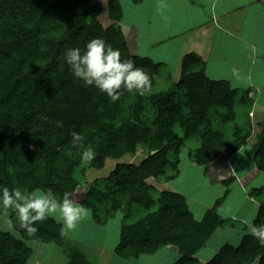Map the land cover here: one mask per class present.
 Masks as SVG:
<instances>
[{"label": "trees", "instance_id": "1", "mask_svg": "<svg viewBox=\"0 0 264 264\" xmlns=\"http://www.w3.org/2000/svg\"><path fill=\"white\" fill-rule=\"evenodd\" d=\"M68 1L0 0V18L4 22L0 33V188H18L24 194L37 188L52 189L57 198L62 199L64 192L74 196L85 183L82 188H87V192L82 205L93 210L98 224H106L120 211L125 213L117 248L123 255L153 253L173 246L180 253L173 264H264V246L248 232L239 245L225 244L207 263L197 256L213 232L219 227L225 228L226 219L219 208L230 192L217 198L198 221L183 194L161 191L140 178L142 175L147 179L153 177L162 183L177 178L180 148L188 141L197 144L188 154L205 170H210V164L220 155V151L210 150L215 148L209 141L214 132L224 138L235 134L237 146L230 151V156L246 146L255 130L250 114L256 99L250 95L251 90L234 88L227 80L209 78L205 62L194 53L183 60L178 81L173 79L175 71H170L171 84L163 88L158 85L149 93L145 109L142 101L136 102L127 91L119 101L109 103L111 100L105 93L73 76L64 54L60 59L61 67L53 69L51 77H46L43 75L45 67L39 65L42 62L31 63L28 59L36 49V43L29 40V31L44 26L49 14L56 18L57 30L67 31L64 37L55 35L56 46L65 41L69 48H78L76 35H82L87 42L89 33L81 29L86 25L88 30L94 27L101 33L99 37L113 49H121V54H126L123 52V48L127 50L125 39L117 41L111 28L101 30L91 20L93 10L88 7L89 0ZM108 9L111 19L117 22L123 19L125 11L121 0H109ZM78 17L82 20L77 23ZM116 26L118 29L119 23ZM50 31L56 30L51 27ZM55 51L54 55L60 54ZM21 52L27 58L21 56ZM163 66L151 61L153 85L164 75ZM197 78L203 80L198 82ZM124 105L131 109L127 117L122 116ZM179 109L180 119L173 121L172 110ZM142 112L160 119L158 132L148 124ZM58 123L63 127H58ZM73 131L83 136V147L74 144ZM141 143L149 151L144 162L137 166L133 161L122 160L136 154ZM89 145L95 151V158L82 162V153ZM255 148H252V157L264 176V161H261L264 157L260 155L264 133ZM23 150L25 166L15 171L11 161L17 160ZM109 160L117 162L114 170L92 181L87 179L90 169L106 171ZM248 195L259 201L261 208L256 220L264 223V184L251 188ZM10 210L18 235L0 230V264H29L34 254L29 241L37 245L52 241L64 245L65 236L60 233L62 225L55 218L38 222L35 225L38 231L28 235L16 221L14 210ZM231 226L248 231L245 222L234 220ZM66 256L68 264H92L90 256L83 251L71 249Z\"/></svg>", "mask_w": 264, "mask_h": 264}, {"label": "rangeland", "instance_id": "2", "mask_svg": "<svg viewBox=\"0 0 264 264\" xmlns=\"http://www.w3.org/2000/svg\"><path fill=\"white\" fill-rule=\"evenodd\" d=\"M132 0H121L123 7L126 9L128 8L129 3ZM70 2V0L68 1ZM108 2L109 0H89L88 7L92 8V21H95L98 26H100L104 30V28H111V33H115L116 39L119 42H122V40L125 39L127 42V50L123 48V52H125V55L121 54V60H132L134 62V65L140 68H143L151 77V61L155 62V60H162L164 58L165 53L173 54L177 47L173 45L172 40L168 41L165 39V35H167V32H157L155 34L154 32H150V36L146 35V29L147 25L146 22H144V25L138 26H131L128 22L132 19V13L129 9L124 14L123 19L126 21L127 24L124 21H115L110 18L109 16V9H108ZM69 4V3H68ZM58 11H61V8L58 9ZM47 21L45 22V25L38 29H32L29 31V40L36 43V49L32 52L33 56L28 58L31 63H35V61H41L42 63L39 64L42 67H45L44 70V76L51 77L52 70L61 67L60 59L62 58V55L65 53L66 49L69 48L67 46V42L62 41L60 42L61 45L56 46V43L54 42L55 35L59 34V38L64 37V35L67 33L65 30H57L58 22L55 20L51 14L47 17ZM76 22L78 23L79 20H82V17L76 18ZM59 21V20H58ZM94 23V26L96 25ZM119 23L118 29L117 25ZM100 24V25H99ZM4 26V22L0 18V33H2V29ZM53 27V31L51 33L50 28ZM120 27V31H119ZM140 27V30H138ZM82 32H88V41L82 39V35H76L75 41L77 43L78 48L81 49V52L86 48V44L94 39V38H100L99 36L101 33H98L94 30V27L92 29L88 30L86 25L82 26ZM144 29V32H143ZM60 32V33H59ZM99 34V35H98ZM148 34V33H147ZM10 36V35H9ZM153 40V41H152ZM33 43V44H34ZM154 44V46H151ZM35 45V44H34ZM171 48L169 51L168 49ZM57 49V50H56ZM56 50V51H55ZM121 50V49H120ZM54 51L59 52L60 54L54 55ZM122 53V52H121ZM167 53V54H168ZM21 56L24 58H27L24 53H20ZM54 57V58H53ZM57 57V58H56ZM250 59V58H249ZM171 60L170 57L167 58V62ZM53 61V64L51 62ZM175 62V60L173 61ZM255 68L254 73L252 72L250 77V82L245 83V81L238 82L236 80V76L233 75V72L230 73L227 80H229L231 86L236 87H246L250 84L258 87L259 89H263L262 84H264V60L262 63V67L259 66H253L252 69ZM162 71L164 72V75L162 77L157 78L154 85L152 86L153 89H156V86L158 88L168 87L171 82L169 81L170 71L174 73L173 79L174 81H178L182 74V65L179 67H176V65L170 64L169 66L162 67ZM179 69V70H178ZM222 76V75H221ZM226 76V74H225ZM200 77V76H199ZM223 79H226V77L222 76ZM198 82H201L203 78H197ZM150 91V92H151ZM150 92H147L144 96H140L138 94L132 93L133 100L142 101L143 109H145V104L147 102L146 98L149 95ZM249 96V95H248ZM253 98L256 99L254 102V108H252L250 116L252 117V121L254 123L255 130L253 131V134L249 137L248 143L246 142V146L243 145L238 152L232 154V157L227 158L230 156V151L234 149L237 144L235 140L236 136L233 133L232 138H229L231 134L224 138V136L221 133L214 132L210 135V145H212L215 148H211L210 150L214 153L220 151V155L210 164V170H205L204 166L197 164V161L195 158L191 157L188 153L190 152L191 147L197 146L196 143L192 141H188L185 146L180 148V164H179V176L173 180H170L167 182V187L173 191H181L187 198V202L189 203L191 209L194 211L195 216H201L203 212L208 209L209 207H212V205L215 203L217 198H220L225 193L230 192L227 196H225L220 208L221 213L226 219V225L225 230H229L228 233L225 232H218L215 235L214 240L211 242L210 246L204 250L203 253H206L208 251H211L212 247L215 245H221L223 242H225L226 239L230 240L231 243H234L236 245H239L244 238L245 234H247L248 231L245 232H236V229L231 228V221L236 220V223H242L245 222V224L248 225V223L251 222L252 216L256 213V218L259 214L258 206H255L252 204L249 208L245 207L247 203H245V192L247 191V188L258 187L259 185L264 182V176L261 173L260 169L257 166V163L253 159V149L256 150L255 146L257 143H259L260 135L264 133V89L261 90L258 94H254ZM109 103H113L110 101ZM259 103V104H258ZM257 104L259 106H257ZM127 105L123 106V114L122 116H128L129 113H131V109L126 108ZM259 108V109H258ZM142 109V110H143ZM173 112V121L180 119V109L176 112L175 110H172ZM142 116L145 117L148 120V124L156 131L158 132L159 128V121L160 119H157L158 117H154L150 113L142 112ZM262 121V122H261ZM262 123V124H261ZM260 125V127H259ZM255 132V133H254ZM230 139V140H229ZM263 151L260 153V155H263L264 157V148ZM253 151V152H252ZM252 152V153H251ZM25 151L20 152V157L17 160L11 161L12 162V168L13 170H17V168H21L25 166ZM149 154L148 148L144 143H141L139 145L138 152L134 154L133 156H126L122 160L126 162L133 161V163L137 166L140 165V163L144 162L146 160ZM261 161H264L261 159ZM116 161H108L107 164H109L106 168V171L98 170V169H90L87 173V179L92 181L93 179L103 176L106 173H110L112 170L116 167ZM112 166V167H111ZM142 175V173H141ZM140 178L146 182L149 185H155L160 190L162 189V181L155 180L153 177L146 178L140 176ZM261 179V180H260ZM85 186L84 184H81V186L77 189L76 193L74 194V198L78 203L82 204V201L84 200V195L86 194L87 188L83 190L82 187ZM244 190V195H243ZM244 204V206H242ZM219 208V209H220ZM245 208V209H244ZM155 208H152L151 210H154ZM11 210L3 208L2 205H0V230L11 232L16 235L18 233L14 230L13 227H9L7 224V220L10 219ZM121 215L123 216L124 213L120 211L118 213V218L120 219ZM238 216H243L242 222H239L237 220ZM56 220L58 217H53ZM112 220L110 221L111 224L108 223V229L115 226L117 223V216L115 215ZM264 219V218H263ZM262 219V220H263ZM119 223V220H118ZM253 224H260V220L254 219L252 221ZM62 225V224H61ZM242 226V224H240ZM240 226V227H241ZM100 226L96 225L93 226V224L85 222H79L77 224V227L74 231H70L68 235L65 236L64 245H63V251H65L67 254L70 252L71 249L73 250H79L84 252H89L94 250L96 248V244H91L92 242L99 243L100 241H106L108 238L106 232L102 231V229H98ZM102 228V227H101ZM105 229V228H104ZM219 231V230H218ZM243 236L242 239H240V235ZM243 234V235H242ZM54 241L45 243L43 245H37L35 244V241H29L28 244L30 247L34 249V254L32 258L29 261V264H48L41 263V257L43 252H47L50 249V246L53 244ZM62 246V245H61ZM45 256V255H44ZM68 258V256H66ZM43 259V258H42ZM46 259V258H45ZM144 259H150L148 257ZM156 264H163L162 259H158L156 256L155 258ZM69 260V258H68ZM90 261L92 264H94V257L90 256ZM53 264V263H50ZM56 264V263H54ZM61 264V263H60ZM63 264V263H62ZM68 264V263H67Z\"/></svg>", "mask_w": 264, "mask_h": 264}, {"label": "crops", "instance_id": "3", "mask_svg": "<svg viewBox=\"0 0 264 264\" xmlns=\"http://www.w3.org/2000/svg\"><path fill=\"white\" fill-rule=\"evenodd\" d=\"M127 9L131 11L133 16L128 21L131 26L138 28L146 22V35L150 36V32L155 34L160 31L167 32L165 39L172 40L173 45L177 47L173 54L165 53L162 60L153 59L156 63H162L164 66L169 67L170 64H173L179 67L187 55L194 53L205 62L206 76L209 78L227 80L230 73H232V69L236 68L239 72V78L236 77V80L238 82L245 81V83L250 82L249 76L255 71V68L252 69L254 65L262 67L264 60V0H141L138 3L132 0ZM122 21L128 23L127 20L122 19ZM138 30H140V27ZM151 46H154V44ZM168 57L171 58L169 62H167ZM174 60L175 62H173ZM221 75L226 79H223ZM262 86L264 89V84ZM232 87L250 89L251 96L263 90L252 84L246 87ZM258 104L257 106H259ZM230 157L232 156L227 158ZM162 189L161 191L171 190L167 187V183H163ZM250 189L247 188L245 192V203H247L245 207L249 208L254 204L258 206L260 211L259 201L248 195ZM174 192L183 194L181 191ZM188 206L194 218L198 221L203 219L206 211L210 208L198 217L195 216L189 203ZM118 213L116 214L117 223L110 231L108 223L111 224L112 219H109L106 224L100 225L94 220L92 209H90V215L81 221L86 224L91 223L93 226L96 225V228L100 226L98 229H102L108 236L104 242H92L91 244H96V248L90 253L85 252L88 256L94 257V264H156V256L158 259H162L163 264H173L180 257V253L173 246L159 248L153 253H133L129 255L119 253L117 248L121 239L122 220L125 213L123 216L121 215L120 219ZM219 213L225 218L221 213V208ZM251 216L250 223L256 219V213ZM242 218L243 216H238L237 220H242ZM231 228L236 229L237 233L244 232L239 227ZM218 232L228 233L229 230L226 231L223 227L217 228L206 244L199 249L197 256L203 263L211 260L225 244L231 243L230 240L226 239L221 245H215L211 251L203 253L210 246ZM242 237L240 235V239ZM45 251L41 257V263H45L46 260L48 264L68 263L63 246L53 242L50 249L47 252ZM146 257L150 259H144Z\"/></svg>", "mask_w": 264, "mask_h": 264}, {"label": "clouds", "instance_id": "4", "mask_svg": "<svg viewBox=\"0 0 264 264\" xmlns=\"http://www.w3.org/2000/svg\"><path fill=\"white\" fill-rule=\"evenodd\" d=\"M66 63L73 76L84 82L86 86L95 87L105 93L115 103L121 99L124 91L144 96L153 86V77L132 60H121L119 49H113L101 38H94L86 44L81 52L80 48H67L64 53ZM233 75L239 78L236 68ZM40 119H46L41 117ZM58 127H63L58 123ZM74 144L82 145L83 136L73 131L71 133ZM95 158V151L89 145L82 153V162H90ZM0 205L5 209H13L20 228L28 235H34L38 229L35 225L49 217H58L62 224V236L74 231L77 224L90 215V209L85 208L73 197V193L64 192L62 199H58L52 189L37 188L29 194L22 193L18 188H0ZM8 226L14 227L12 220H7ZM248 233L261 246H264V223L259 225L248 223Z\"/></svg>", "mask_w": 264, "mask_h": 264}]
</instances>
